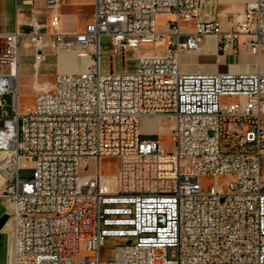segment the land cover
I'll return each instance as SVG.
<instances>
[{
    "label": "built area",
    "instance_id": "obj_1",
    "mask_svg": "<svg viewBox=\"0 0 264 264\" xmlns=\"http://www.w3.org/2000/svg\"><path fill=\"white\" fill-rule=\"evenodd\" d=\"M21 2L32 6L29 31L0 35V107L8 94L14 111L0 117L10 264H264V72L182 68V56L213 35L221 51L260 56L264 0L249 2L228 30L207 14V0H94L91 21L71 32L61 0ZM102 36L111 58L135 53L133 72L101 71ZM22 37L37 68L49 48L89 58L82 71H58L24 113ZM167 60L180 65L178 76H167ZM160 116L172 122L171 150L143 137V119ZM103 158L118 161L114 175L102 174ZM22 159L32 162L31 180L19 177ZM90 159L95 172H82ZM108 238L127 241L106 247Z\"/></svg>",
    "mask_w": 264,
    "mask_h": 264
},
{
    "label": "rangeland",
    "instance_id": "obj_2",
    "mask_svg": "<svg viewBox=\"0 0 264 264\" xmlns=\"http://www.w3.org/2000/svg\"><path fill=\"white\" fill-rule=\"evenodd\" d=\"M70 1V0H69ZM67 1L64 3L62 12L66 14H74L75 17H70L67 15L69 23H74L76 28L82 29V25L86 21L87 12L89 7L86 5V0H82L81 5L76 9L71 2ZM92 5L90 6V13H92ZM88 19V16H87ZM167 17H159V25L163 28L165 27V21ZM76 30V29H75ZM73 30V31H75ZM26 37L20 39L19 45V66L22 69L19 76V104H20V113H24L27 107L34 105L36 95L42 90L50 89L54 83L57 72H79L86 68V65L89 61V58L84 55H79L80 52L77 50H56L49 48L46 53L45 59L41 62L38 68H35L33 63L34 58L31 53V49H27L25 46ZM101 44V59L100 67L102 72H108L112 66L115 72H133L136 68V55L134 52L129 51L125 56H115L111 58L112 44L111 38L108 36H102L100 39ZM165 47V42L156 44L155 52H160ZM4 42L0 39V56L3 54ZM152 52V50H148ZM111 59H113L111 61ZM113 62V64H111ZM6 68V67H5ZM1 69V68H0ZM37 81L35 87L33 83ZM3 100L6 103L4 107H0V117L2 115L12 116L14 111L11 107V96L6 94L3 96ZM223 101H228V98H224ZM143 123V122H142ZM141 123L143 137H155L160 139L167 150H171L173 147L172 135L168 131V128L172 124L166 117H149L146 118L144 124ZM2 125V118L0 119V126ZM152 130H159V136H150L146 135ZM22 139V135H20ZM1 158V155H0ZM96 161L94 159L89 160L88 170L82 169V172L88 171V173H94L96 170ZM101 172L105 175H114L118 168V161L113 158H103L101 163ZM33 166L32 162L27 159H22L21 169L19 171V177L25 180H31L33 178ZM220 183L224 188H226L231 181L229 177H223L219 179ZM3 178L0 175V199H3L6 203H9L8 199L1 196L3 186ZM204 184H212L213 179L206 178L203 182ZM10 211V208H9ZM9 222V221H8ZM11 223H9L10 226ZM127 240L122 238H108L106 240V247H113L118 244L125 243ZM106 248L104 249L103 255H106ZM83 255H86L85 253Z\"/></svg>",
    "mask_w": 264,
    "mask_h": 264
},
{
    "label": "crops",
    "instance_id": "obj_3",
    "mask_svg": "<svg viewBox=\"0 0 264 264\" xmlns=\"http://www.w3.org/2000/svg\"><path fill=\"white\" fill-rule=\"evenodd\" d=\"M69 0H61L60 14L62 17V28L66 32L81 31L86 24L91 21L94 10V0H86V5H92V13L87 12L86 21L82 25V29L76 28L74 23H69L67 15L75 17L74 14H66L62 12L64 3ZM252 0H207L205 11L208 15L218 14L222 30H228L231 27L230 21L237 20L239 16L244 14L245 8ZM69 2L78 9L82 0H70ZM42 2H37L35 7H42ZM32 6L25 5L21 0H0V35L12 33L16 30L23 34L29 31L27 20L31 14ZM42 18L46 15L42 11ZM165 17V16H160ZM236 25H234L235 27ZM164 30V27L162 28ZM247 36L241 35L240 45L246 41ZM213 47H210L212 46ZM29 49V48H27ZM208 50L214 53V56H208ZM202 50V51H201ZM33 54V51L31 50ZM34 58V56H33ZM183 71L190 73H209V72H264V52L260 56H254L247 51L233 52L232 50H220L218 39L216 36H208L202 38L199 49L195 52L185 53L182 56ZM18 62V74L22 69ZM34 65V63H33ZM37 68L36 66H34ZM78 72V71H77ZM37 81L33 83L35 87ZM161 117V116H160ZM146 118L143 119V123ZM159 131V130H152ZM9 213V206L3 199H0V264H10V246H9V223L2 224V218Z\"/></svg>",
    "mask_w": 264,
    "mask_h": 264
},
{
    "label": "bare ground",
    "instance_id": "obj_4",
    "mask_svg": "<svg viewBox=\"0 0 264 264\" xmlns=\"http://www.w3.org/2000/svg\"><path fill=\"white\" fill-rule=\"evenodd\" d=\"M210 47H213V44ZM207 51H208V54H206V55L214 56V53H212L211 50L207 49ZM79 55L85 56V54H79ZM165 70L167 71V76H178L179 72H180V65H174V60H167L165 63ZM47 90H49V89H47ZM47 90H44V91H47ZM8 206H9V208H12V205L10 203H8ZM8 223H11V221L9 220Z\"/></svg>",
    "mask_w": 264,
    "mask_h": 264
},
{
    "label": "water",
    "instance_id": "obj_5",
    "mask_svg": "<svg viewBox=\"0 0 264 264\" xmlns=\"http://www.w3.org/2000/svg\"><path fill=\"white\" fill-rule=\"evenodd\" d=\"M8 219H9V213L8 214H6L3 218H2V224H5L7 221H8ZM1 225V224H0Z\"/></svg>",
    "mask_w": 264,
    "mask_h": 264
}]
</instances>
